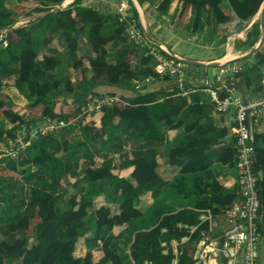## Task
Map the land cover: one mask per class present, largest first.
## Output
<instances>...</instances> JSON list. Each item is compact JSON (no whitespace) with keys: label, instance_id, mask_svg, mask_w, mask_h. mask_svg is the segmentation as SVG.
Segmentation results:
<instances>
[{"label":"trees","instance_id":"16d2710c","mask_svg":"<svg viewBox=\"0 0 264 264\" xmlns=\"http://www.w3.org/2000/svg\"><path fill=\"white\" fill-rule=\"evenodd\" d=\"M150 1L155 10L193 35H223V25L239 21L237 32L243 33L238 40L243 47L255 48L262 36L258 14L264 0ZM64 2L20 0L10 4L0 0V40L7 27L20 22L0 45V153L7 154L0 158V164L5 165L0 182L5 176L26 175L32 168L45 173L30 188L25 207L12 206L17 198L14 194L6 198L13 216L3 217L0 208V264H174L175 260L176 264H195L201 232L208 229V223H201L202 214L209 211L221 216L241 201L238 123L232 125L235 136L219 162L208 166L206 148L222 144L231 129L214 123L191 135L199 124L195 123L179 134L184 126V105L174 96L181 87L161 90L160 100L157 91H147L144 86L136 89L135 81L142 79L132 62L147 66L154 57L140 55L135 40L124 35L127 24L117 19L116 26H108L105 14L83 6L82 0L66 7ZM223 3L228 7L223 9ZM58 7L61 10L51 12ZM130 19H135L137 29L143 32L137 14ZM36 22L38 30L34 31ZM52 26L62 30L68 44L62 56H69L72 67L79 70L89 62L93 71L88 79L68 81L60 96L55 93L60 87L55 72L62 56L41 53L42 36ZM80 37L91 49L90 58L77 55ZM112 51L117 52L115 61L111 60ZM167 57L174 60L172 55ZM253 58L246 69L242 65L240 73L225 78L229 88L237 90L247 103L264 98V47ZM147 76L161 78L152 68ZM5 77L14 81L8 83ZM104 87L125 90L132 96L100 92ZM229 94L221 88L219 98ZM106 97L112 102L87 110L89 104ZM206 100L196 97L189 110L203 114L211 104ZM73 101L79 104L74 111L70 108ZM26 112L31 115L28 122L23 118ZM256 118L249 116L247 125L255 145L259 229L264 237V132H256ZM52 121L68 126L76 122L71 129H79L80 137H72L64 128L31 139L33 131ZM22 133L23 142H30L25 147L18 142ZM129 133L139 138L155 136L164 145L152 157L136 153L117 166L107 151L122 149L123 138ZM94 142L101 144L100 164L90 151ZM158 155L171 166L183 164L168 185L154 192L148 187L159 180ZM225 168L231 172L225 173ZM10 186L0 183V195ZM64 197L67 202L61 207L59 200ZM145 200L150 201L146 209Z\"/></svg>","mask_w":264,"mask_h":264},{"label":"crops","instance_id":"0c3cea01","mask_svg":"<svg viewBox=\"0 0 264 264\" xmlns=\"http://www.w3.org/2000/svg\"><path fill=\"white\" fill-rule=\"evenodd\" d=\"M76 0H65L64 6L72 5ZM128 5V7L125 6ZM82 5L87 7H93L98 11L105 14V23L106 25H117V19L121 18L122 12H127L129 16L137 14L140 25L143 29V32L146 36H148V40L153 43L159 50L163 48L168 53L173 55L174 63H182L181 71L183 72V81L184 85L190 86L187 89L181 88V92L177 93L174 96L176 102L180 105H184V109L181 114V121L184 123V126L179 134L185 133V128L191 126L195 123H199L196 126L195 130H192L191 135L200 134L205 127L216 124L221 127L230 128V133L225 137V140L222 144L216 146H210L206 148V157L208 159V166L212 167L219 162L220 156L227 149L228 145L232 142L234 138L235 130L233 128V123L235 122V109L230 108V110L226 112H219L217 110L216 103L211 98V94L206 91L213 86H217V79L220 74V66L228 64L232 61L238 59L234 51L230 53L228 49H224L221 45L222 41L219 39L213 41L215 37H219V35L215 36L212 40H210L208 33H204L202 35H193L182 28H179L178 25L170 20L165 15L159 13L152 7L150 0H82ZM225 7H228L227 3H223ZM264 9V5L262 6ZM261 16V15H260ZM129 20H131L129 18ZM20 23V22H19ZM18 23V24H19ZM39 23L36 22L32 24V29L34 31L38 30ZM43 43L41 45V53H49L56 56H62V54L67 50V42L65 38L62 36V30L57 26H52L49 30H47L42 36ZM219 42V43H218ZM79 49L77 51L78 57H86L90 58L93 54L91 52L90 47L86 43L83 37H80L78 40ZM220 45L221 47L215 48L214 45ZM116 53L112 51L111 60H116ZM62 61L59 69L55 72L56 80L60 82V87L56 90V95L60 96L63 94L65 90L66 83L71 81L72 83H77L79 79L84 78L88 79L92 76V68L89 62L85 63L83 67L79 70L74 69L70 63L69 56H62ZM177 62V63H176ZM239 64L237 62H234ZM132 68L135 73L142 79L138 80L140 82L141 87L147 88V91L159 92L158 99H162L161 90L163 89H172L173 87L179 86L178 82L175 79L166 80L165 77L160 75V79H156L155 77L147 76L148 69L152 68V63L145 66L140 64L138 61L132 62ZM18 75V74H17ZM16 77V76H14ZM4 80L8 83H12L14 80L11 77H5ZM12 81V82H10ZM5 82V83H6ZM195 90V92H192ZM171 91V90H170ZM100 92L104 93H116L118 96L129 98L132 96L130 92L125 90L112 88V87H104L100 89ZM82 93V92H81ZM199 97L203 102L209 101L206 98L210 99L211 104L208 105V110H206L203 114L192 113L189 110L190 105L194 102L195 98ZM209 102V103H210ZM20 103L24 104L26 101L21 100ZM79 107L77 101H73L70 104V108L72 111L76 110ZM258 123L255 126L256 132H264V107H262L261 112L258 114ZM23 118L26 122L31 120V115L29 112L24 113ZM76 122L70 125L68 128L64 129L68 134H71L72 137H80L79 129L72 131L71 127H75ZM175 132H171L173 134ZM78 141H80L78 139ZM133 142V155L136 153H142L140 155L146 157H152L161 149L162 145H164V141H160L157 137L148 136L147 138L138 137L134 133L126 134L123 138V151L126 150L127 146H130V142ZM162 144V145H161ZM132 157V156H131ZM158 162L160 163L159 167V180L153 184H151L148 188L152 191L158 192L165 185H168L172 179L178 174L181 165L179 166H171L163 162V159L158 155L156 156ZM120 163V162H119ZM5 166L4 164H1ZM119 165L118 163L116 164ZM1 168V171H4ZM37 168H32L30 173L37 171ZM116 173L118 171H115ZM225 173L231 172L225 168ZM28 173V175H30ZM21 176H19L20 178ZM5 183L11 185L3 194L0 195V208L2 210V216L8 217L11 211L10 205L6 200L9 199L10 196L16 194L17 199L20 203L24 204V201L27 200V195L30 188L33 186V183L28 184L25 182L24 185H20L19 180H15V178L5 177L0 183ZM14 187V190L12 189ZM141 189V188H140ZM141 190L144 191V188ZM22 192L19 194V192ZM240 193V188H239ZM5 202H2V200ZM16 197L13 201V207H20L15 202ZM23 200V201H22ZM67 202V197L61 198L59 200L60 206H65ZM150 205V201L145 200L144 208H148ZM261 254L259 263L264 264V237H262L261 244Z\"/></svg>","mask_w":264,"mask_h":264},{"label":"built area","instance_id":"2783aa9c","mask_svg":"<svg viewBox=\"0 0 264 264\" xmlns=\"http://www.w3.org/2000/svg\"><path fill=\"white\" fill-rule=\"evenodd\" d=\"M128 15L127 13L126 16ZM133 29L136 38H141L139 40L141 45L148 49L147 54L157 58L156 72L161 75H168L182 82L179 64H175L167 56L160 54L155 46L149 45L142 31L136 28ZM241 71V65L226 66L221 69V73L217 79L218 85L206 89V91L211 94L219 112H226L230 108L235 109V121L238 123L236 128L238 135L237 147L240 159L238 163L240 175L239 188L242 200L240 203L227 208L221 216H215L209 211L202 214L201 223H208V229L201 232V238L198 241L194 255L195 264H259L262 239L259 229L261 198L253 166L255 145L251 131L247 125V120L251 115L258 117L262 107H264V98L260 97L247 103L237 90L229 88L225 78ZM221 88L226 89L230 93L223 100L219 98ZM192 92H195V90ZM111 102L112 99L106 97L98 100L95 104H89L87 110L99 109L102 105ZM258 118L255 120L256 124L258 123ZM67 127L68 124L64 122H48L37 131H34L31 134V139L35 138L39 133L46 134L48 132H55L58 128L64 129ZM19 143L22 147H25L30 142L24 143L23 141H19ZM1 155L6 156L7 154ZM9 155L15 156L16 152L9 151ZM196 229V227L192 228V232ZM173 244L176 247V243ZM175 252L177 253V250ZM176 263L177 260L174 261V264Z\"/></svg>","mask_w":264,"mask_h":264},{"label":"rangeland","instance_id":"374dc122","mask_svg":"<svg viewBox=\"0 0 264 264\" xmlns=\"http://www.w3.org/2000/svg\"><path fill=\"white\" fill-rule=\"evenodd\" d=\"M6 2L10 3V4H16L17 2H20V0H5ZM264 5V4H263ZM126 7H128L127 4H125ZM222 8L225 9V5H222ZM263 8H261V11H262ZM261 11L259 12L258 14V17L261 18ZM127 12H122L121 13V20L120 22L121 23H126L127 24V30L124 32V35L128 38H130L131 40H135L136 42V45L139 47V53L140 55H147V52H148V49L146 47H143L141 45V42H139V40L141 38H136V35L134 34L133 32V28H136L137 29V26H138V22L134 19V20H129V15L126 16ZM222 29L225 31V33L222 35H219V37H215L214 40H212L214 37L213 36H210L212 40L211 43H213V41H215L216 39L219 41H222L223 40V43L221 45H224L223 48L224 49H228V51H230V53H232L234 51V54H236V57L238 56V59L235 60V61H232L228 64H223L220 66V73H221V69L225 68L226 66L228 65H244L245 69H246V63L248 61V63H251V62H254L255 59L253 58V56H250L248 57V54L252 51V49H247L245 47H243L241 45V43L239 42L238 38L242 35L243 32H237L238 29H239V21H234L230 24H226V25H223L222 26ZM143 33V32H142ZM145 40L147 41V43L149 45H151L152 47L154 46L153 43H151L148 39V36H144ZM219 43V42H218ZM214 45V44H213ZM258 45V44H257ZM256 45V46H257ZM255 46V47H256ZM215 48H219L221 47L220 45H214ZM157 51L164 55V56H167V55H171L170 53H168L166 50H163V48H161V50L157 49ZM173 56V55H172ZM155 57V56H154ZM157 58L155 57L154 61L152 62V67L153 69H155V66L157 64ZM234 62H237L239 64H236ZM177 63V62H176ZM179 64V67L181 68V66H183L182 63H177ZM182 69V68H181ZM158 73V72H156ZM159 74V73H158ZM161 75V74H159ZM163 77H168V78H171V79H175V78H172L168 75H161ZM181 76H182V82H179L177 79H175L179 85H181L180 87L183 88L184 86V81H183V72L181 71ZM135 85H136V89H138L137 85L139 86V88H141V85H140V82L138 81H135ZM179 87V88H180ZM180 88V89H181ZM187 89V88H185ZM181 92V91H180ZM98 102V101H97ZM55 128V127H54ZM53 129V128H51ZM61 129L58 128L56 131H60ZM65 131V130H63ZM34 132V131H33ZM25 137V134L22 133V135L19 137L18 141H23ZM101 144L99 143H96L94 142V144L91 145L90 147V151L94 153V159L96 161V163L100 164L102 163V159H103V154H102V151L100 150L101 149ZM130 146H127L126 147V150L123 151V147L122 149H115V148H112L110 151H107V155H109L110 157H112L116 163L120 164L122 161H124V159L127 157V156H133V148H134V144L133 142L131 141ZM1 154V153H0ZM3 157V155L0 156V158ZM85 161V156H81L79 162H81V164ZM120 162V163H119ZM5 166L1 165L0 164V169L3 168L4 169ZM3 172V171H1ZM0 172V173H1ZM6 177V176H5ZM39 177H45V173L44 172H41V171H34L32 174L28 175H23L21 176L20 178L18 176H14L15 180H19L21 181L20 182V185H24L25 186V182L28 183V184H31V183H35L37 181H39ZM13 178V177H11ZM12 189L14 190V187H12ZM16 203H18L19 205H23L22 203L19 202V200L16 198L15 200ZM11 216H13V213L8 216V218H10ZM4 220H1V222H3Z\"/></svg>","mask_w":264,"mask_h":264},{"label":"water","instance_id":"95a60500","mask_svg":"<svg viewBox=\"0 0 264 264\" xmlns=\"http://www.w3.org/2000/svg\"><path fill=\"white\" fill-rule=\"evenodd\" d=\"M61 8L62 7H58L55 10H52L51 12H54V11H57V10H61ZM41 16H43V15H41ZM260 21H261L262 36H261V39H260L258 45L255 48H253L252 51L248 54V57L254 56V54H256L257 52L262 50V48L264 47V9H262V11H261ZM18 23L19 22L17 21L15 23H13L12 25H10L9 27H7V29L3 32L2 36H1L0 45L3 44L6 41L7 32L9 30H11L12 28H14L15 26H17ZM222 260H223V257H222Z\"/></svg>","mask_w":264,"mask_h":264},{"label":"clouds","instance_id":"9594fccd","mask_svg":"<svg viewBox=\"0 0 264 264\" xmlns=\"http://www.w3.org/2000/svg\"><path fill=\"white\" fill-rule=\"evenodd\" d=\"M143 34H144V36H145V33L143 32ZM155 46V45H154ZM156 48H157V46H155ZM158 49V48H157ZM147 55H149V54H147ZM154 57V56H153ZM173 57V56H172ZM154 59H155V57H154ZM172 61H174V60H172ZM154 71L156 72V70L154 69ZM179 86H181V85H179ZM137 87H138V85H137ZM139 89V88H138ZM69 127V126H68ZM19 142V141H18ZM1 156V155H0ZM241 196V195H240ZM241 200H242V198H241ZM241 202V201H240ZM239 202V203H240ZM263 237V236H262ZM262 240V239H261ZM260 264V263H259Z\"/></svg>","mask_w":264,"mask_h":264}]
</instances>
